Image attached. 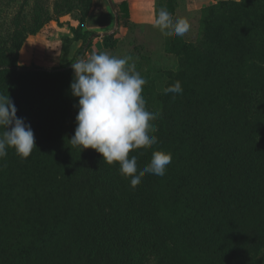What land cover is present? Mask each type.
Listing matches in <instances>:
<instances>
[{
	"label": "trees",
	"instance_id": "obj_1",
	"mask_svg": "<svg viewBox=\"0 0 264 264\" xmlns=\"http://www.w3.org/2000/svg\"><path fill=\"white\" fill-rule=\"evenodd\" d=\"M155 1V15L166 7L173 18L181 2ZM93 5L0 0V94L37 146L24 160L11 148L0 158V264H264V0L203 5L196 39L164 37L172 68L147 51L126 53L147 81V109L159 114L158 143L130 157L142 169L154 151L172 154L164 176L148 174L134 189L118 163L70 146L71 65L91 56ZM67 15L78 22L62 35L67 64H21L28 37ZM117 32L93 53L115 48ZM176 81L183 93L165 95Z\"/></svg>",
	"mask_w": 264,
	"mask_h": 264
},
{
	"label": "clouds",
	"instance_id": "obj_2",
	"mask_svg": "<svg viewBox=\"0 0 264 264\" xmlns=\"http://www.w3.org/2000/svg\"><path fill=\"white\" fill-rule=\"evenodd\" d=\"M153 27L167 38H182L190 30L186 18L174 19L166 7L158 9ZM130 56L108 52L93 53L87 59L72 63L74 73L71 95L78 98L76 127L69 139L71 148L94 149L104 163L119 164L120 175L129 179L134 189L148 175L164 176L172 154L163 150L152 153L150 162L137 167L134 150L149 149L158 143L153 122L159 114L146 107L142 92L146 79L130 63ZM163 93L182 94L180 81L163 89ZM0 158L14 149L22 160L37 148L34 132L25 118L17 116V108L9 95L0 94Z\"/></svg>",
	"mask_w": 264,
	"mask_h": 264
},
{
	"label": "rangeland",
	"instance_id": "obj_3",
	"mask_svg": "<svg viewBox=\"0 0 264 264\" xmlns=\"http://www.w3.org/2000/svg\"><path fill=\"white\" fill-rule=\"evenodd\" d=\"M102 0H96V7L99 6V2ZM214 1V0H213ZM106 2V1H105ZM189 0H181L179 8V12L177 13L174 19L186 18L190 22V30L186 33L185 37L187 39H196L199 34V17H200V9L203 5L211 3V0H193V13L186 12L187 3ZM108 9H110L109 4L106 2ZM105 5V4H104ZM116 8L118 10V14H120V24L118 28V36H119V44L112 49L105 50L109 54L124 57L128 52H136V53H147L151 54V60L157 66H161L164 68H172L175 66V60L165 55L164 53V36L153 27V21L155 17H151L143 22H135L138 20H130L131 14H129V4L127 1L116 3ZM110 14H112V10L110 9ZM113 15V14H112ZM141 14L137 16L140 17ZM132 17V16H131ZM140 19V18H139ZM62 25L57 21H52L47 24L40 33L38 38H32V42H28L27 46L22 51L20 62L23 65L27 66H41L46 68H54L65 66L71 58L62 56V34H66L70 32V25L78 22L72 18L71 15H67L61 17ZM114 15L112 22L108 25L107 28L101 29L100 31H96V34L105 33L113 29L114 27ZM37 35V34H36ZM94 41L100 40V49L96 46L92 48L91 51L87 52L88 55H92L93 52H97L99 50H104V45L102 43V38L99 35H95ZM43 42L47 46L46 50L40 52V55L36 52L35 43ZM78 45V44H77ZM104 51V52H105ZM147 51V52H145ZM139 58V57H138ZM138 61V60H137ZM130 63H136L130 62ZM135 70L137 68L135 67Z\"/></svg>",
	"mask_w": 264,
	"mask_h": 264
},
{
	"label": "crops",
	"instance_id": "obj_4",
	"mask_svg": "<svg viewBox=\"0 0 264 264\" xmlns=\"http://www.w3.org/2000/svg\"><path fill=\"white\" fill-rule=\"evenodd\" d=\"M106 0H102L101 2H99V6L96 7V0H94V5H93V8H92V11L87 20V24H86V27L89 29V30H93V31H100L101 29H105L108 27V25H110V23L112 22V19H113V15L110 14V9H108L107 7V4L105 2ZM116 3H119V2H123V1H127L128 4H129V14H131L130 16V20H138V21H135V22H145L147 21L149 18L150 20L152 19L151 17H155V4H156V1L155 0H114ZM216 1V0H214ZM213 0H211V2H214ZM193 0H189V2L187 3V8H186V12L188 13H193ZM105 4V5H104ZM179 12V8L177 9V12H175V16L174 18L176 17L177 13ZM140 15V17L137 18V16ZM140 18V19H139ZM73 26H75L76 24L73 23L72 24ZM63 35V34H62ZM40 36V33H38L37 35H32V36H29L28 39L26 40L22 50H21V53L22 51L24 50V48L27 46L28 42H32V38H38ZM102 41V40H101ZM103 43V42H102ZM81 43H78V45H75L73 47V52H75L76 48L80 45ZM35 45V48H38L36 49V52L40 55V52L41 51H45L47 46L45 44H43V42H37L34 44ZM100 40L98 41H94V44H93V47L94 48L95 46L100 49ZM92 48L89 50L91 51ZM20 54V59L22 57V55ZM71 55H73V53H71ZM70 55V56H71ZM69 56V57H70ZM22 62V61H21Z\"/></svg>",
	"mask_w": 264,
	"mask_h": 264
},
{
	"label": "water",
	"instance_id": "obj_5",
	"mask_svg": "<svg viewBox=\"0 0 264 264\" xmlns=\"http://www.w3.org/2000/svg\"><path fill=\"white\" fill-rule=\"evenodd\" d=\"M108 1V3H109V6H110V9L112 10V14H114V21H115V23H114V27H113V29H111V30H109V31H106L105 33H101V34H95V35H99V36H101V37H103V36H106V35H109V34H113V33H115L117 30H118V28H119V24H120V16H119V12H118V10H117V8H116V5H115V3H114V0H107ZM94 35V36H95Z\"/></svg>",
	"mask_w": 264,
	"mask_h": 264
}]
</instances>
